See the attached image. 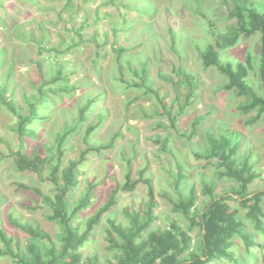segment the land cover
Here are the masks:
<instances>
[{"label":"trees","instance_id":"obj_1","mask_svg":"<svg viewBox=\"0 0 264 264\" xmlns=\"http://www.w3.org/2000/svg\"><path fill=\"white\" fill-rule=\"evenodd\" d=\"M72 1L66 0V4L71 5ZM147 1L151 3V0ZM1 2L0 6H7L5 1L3 4ZM223 3L228 23L221 30L216 21H207L205 26L208 25L214 38L201 50V63L204 68H216L227 79L223 87L244 98L238 105L241 112H256V115L247 119V123L253 124L264 114V2L223 0ZM139 5L141 4L119 5L125 8L120 15L124 27L117 23L113 27L111 49L116 56L115 65L110 69L111 75L114 74L115 81L157 94L150 79L147 60L135 63V55L130 53L142 47L143 42L133 47L120 43L122 32L145 22L132 18L128 11L140 12L147 17L150 16L148 14L154 13L157 16L160 13L152 3L153 10L150 13L138 8ZM16 9L15 12L19 14L25 11ZM78 9L82 10L81 7ZM170 12L171 10H167L164 15L168 16V22L171 23L168 34L174 47L176 32L172 27V20L175 21V17ZM81 21V26L74 29L80 37L75 41V36H70L64 40L63 48L62 44L48 45L45 40L48 30L40 25V28L43 26V31L34 50H25L24 55L19 56L25 57L28 67L36 75L34 79L28 73L31 71H27L29 87L22 86L16 79V73L21 72L15 68L13 60L6 64V69L0 76V105L15 116V121L10 125V130L14 133V144L1 133L0 142L8 148L14 171L21 174L37 172L47 181L49 192H44L37 186L29 188L40 197L37 207L44 208L45 219L57 226L56 230L48 231L38 221H24L10 216V222L25 232L23 239H20L9 234L0 221V257H8L14 264H104L94 247L90 251L87 249L90 244H96V232L105 219L106 225L101 227V240L110 253L106 264H255L259 257L260 264H264V187L251 190L259 178L264 181V174L254 167L255 160H251V150L241 151L242 133L227 124L221 125L217 130H206L204 145L194 151L205 166H215L214 173L220 179L234 182L226 195L217 194L215 181L205 178L204 174L201 192L207 198L204 206L199 208L195 186L185 185L189 174L176 157L177 169L171 171L172 180L169 182L173 191L163 190L172 213L176 215L168 222L167 227L161 230L154 227L157 201L152 178L146 175L145 168L135 178L131 162L126 168L124 180L117 181L110 187L107 196L99 201L101 183L89 175L85 177V171L82 170L84 167L81 166L91 151L101 153L103 149L114 146L115 140L124 134L120 125L108 145L90 144L91 134L102 125L109 111L108 107L101 106L103 100L100 99L106 96L107 89L98 85L88 91L86 99L78 104L76 117L70 120L65 115L54 117L56 109L53 112L47 110L48 104L54 103L53 95L77 89L70 82V76L75 71L66 70V64L71 62L64 60L62 55L71 53L73 48L83 44L85 38L84 35L81 36L82 27L96 22L89 17ZM22 25L23 23L18 31L20 38L32 41L34 31L30 29L27 35ZM138 33L145 34L142 29ZM255 34L260 36L257 55L248 52L236 64L221 58V51L235 47L242 37ZM95 35L94 40L98 46L95 59L103 60V55L107 54L101 55L99 52L103 45L98 35ZM2 62L4 61H0ZM127 71L131 76H127ZM251 71L258 75L260 91L249 81ZM176 74L180 77L179 80L168 75L163 78L172 84H178L180 88L188 87L185 101L182 102L178 90L175 103H178L179 108L176 111L173 105H167L161 98L162 112L167 114L174 127H177L179 116L185 112V108L194 101L197 81L196 75L182 67L176 70ZM45 117L54 118V127L51 131L44 132L43 140L39 131L42 128L40 122ZM204 117L199 115L194 119L191 136L196 133ZM90 118L95 123L90 124ZM85 122H88L83 134L86 148L79 157H67V151L71 147L68 145L70 136L78 132ZM30 139L37 142L31 146ZM156 142L161 144L162 151L173 153L167 139L157 135ZM139 183L147 187L146 199L138 202L129 196H122L124 192L133 194ZM117 206L121 207L122 218L113 217ZM192 234L196 236L195 240ZM241 249L246 251L244 256Z\"/></svg>","mask_w":264,"mask_h":264},{"label":"rangeland","instance_id":"obj_2","mask_svg":"<svg viewBox=\"0 0 264 264\" xmlns=\"http://www.w3.org/2000/svg\"><path fill=\"white\" fill-rule=\"evenodd\" d=\"M1 1L2 4L5 1L7 6H0V48L3 47L2 51L0 50V61H4L0 63V76L4 73L6 64L13 60L15 68L21 72V74L16 73V79L25 87H29L27 71H31V69L28 67L25 57L19 56H23L25 50H34L43 31V26L48 30L45 34L46 43L48 45L62 44L63 48L64 40L70 36L74 35L75 41L80 37L74 29L81 26L83 22L81 20L89 17L91 21H96L87 27H82L81 36L84 35L85 38L83 44L73 48L71 53L62 55L64 60L71 62V64H66V70L75 71L70 76V82L77 86L76 91L59 92L53 95L54 103H49L47 110L53 112L56 109L54 117L65 115L70 120V118L76 117L78 104L86 99L88 91L98 85H103L107 89L106 96L104 95L100 99L103 100L101 106L108 107L109 111L102 125L96 129L94 134H91L90 144L108 145L120 125H122L121 129L124 134L115 140L114 146L103 149L101 153L91 151L81 166L84 167L82 170L85 171V177L89 175L90 178L101 183L99 186L100 196H98L100 202L107 196L110 187L114 186L117 181L124 180L126 168L131 162L135 178L144 168L146 175L152 178L157 201V206L154 209L157 214L154 227L160 230L167 227L168 222L176 215L172 213L171 207L163 195V190L173 191L169 182L172 180L171 171L177 169L176 157L182 162L184 171L189 174L185 185L187 187L195 186L199 208L204 206L207 198L201 192V179L204 174L205 178L215 181L217 194L226 195L234 182L225 178L220 179L214 173L215 166H205L204 161L198 159L194 152L204 145L206 130H217L223 124L242 133L241 151L251 150V160H255L254 167L264 174V114L255 123H247V119L251 115H256V112L253 111L250 114L241 112L238 105L244 98L235 91L226 90L223 87L227 79L216 68H204L201 63V50L205 48L207 42L213 41L214 38L208 25L205 26L207 21L209 19L216 21L215 23L221 30L225 29L228 23L223 0H151V3L158 7L160 13L157 16L154 13L148 14L149 17L140 12L126 11L132 18L145 22L129 31L122 32L120 43L133 47L137 43L143 42L142 47L136 48L130 53L135 55L133 57L136 60L135 63L147 60V64L150 66V79L157 94L155 92L147 93L144 88L115 81L114 74L111 75L110 70L115 65L114 56H116L111 49L114 39L113 27L116 23L124 27L123 22L120 21V15L125 8H121L119 5L140 3L138 8L145 9L150 13L153 7L147 0H73L71 5H67L66 0ZM255 1L264 2V0ZM9 5H14V7ZM79 7L82 10H79ZM16 8L25 11L19 14V12H15ZM167 10H171L170 13H173L176 21L172 20V27L176 32L174 47H172L168 34L171 23L168 22V16L164 15ZM96 17H98L97 20ZM21 23H23L22 26L27 35H29L30 29L34 31L32 41L20 38L18 31ZM40 25L43 26L40 28ZM140 29L145 34H139ZM95 34L98 35L103 45L99 52L101 55L107 54L103 55V60L95 59L98 51L94 40ZM196 37L199 38L195 40ZM259 40L260 36L257 34L242 37L235 47L221 51V58L236 64L243 60L248 52L257 55ZM179 67L197 76L196 97L192 104L185 108V112L179 116L177 127H174L167 114L162 112L161 98L166 101L167 105H173L176 111L179 108L178 103H175L178 90L182 102L185 101L188 87L180 88L178 84H172L163 78L168 75L179 80L180 77L176 74ZM28 73L32 78L36 76L34 71ZM125 73L127 76H131L128 71ZM248 78L255 89L260 91L257 73L251 71ZM199 115L205 117L196 133L191 136L192 123ZM90 119L92 120H90V124L95 123L93 118ZM53 120L54 118L45 117L40 122L42 128L39 133L42 135V139L44 132L47 133L54 127ZM13 121H15V116L5 106L0 105V133L11 144H14L15 141L14 133L10 130ZM86 126H88V122H85L78 132L70 136L68 145L71 147L67 151V157H79L81 151L86 148L83 139ZM157 135L162 139H167L173 153L161 150V144L156 142ZM30 142L32 146V143H36L37 140L30 139ZM39 142L41 143L42 140ZM32 186L49 192V184L37 172L21 174L13 170L8 148L0 142V221L9 234L20 239H23L25 232L10 222V216L24 221H38L48 231H54L57 228L56 225L45 219L44 208L37 207L40 197L29 188ZM262 187H264V181L259 178L251 190ZM122 196H129L130 199L140 202L146 199L147 187L143 183H139L133 194L129 195L124 192ZM115 210L113 217L122 218L121 207L117 206ZM105 222L104 219L96 232V244H90L87 249L90 251L94 247L95 249H93L96 250L104 264H106V258L110 256L109 251L106 250L105 242L101 240L103 233L101 227L106 225ZM192 236L195 240L196 236L194 234ZM245 252L241 249L242 256ZM259 259L260 257L255 264H260ZM0 264L14 263L8 257H0Z\"/></svg>","mask_w":264,"mask_h":264}]
</instances>
